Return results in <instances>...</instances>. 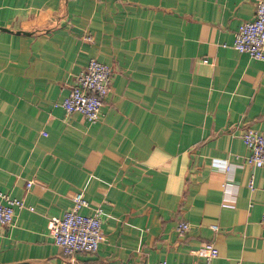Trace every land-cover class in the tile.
I'll return each mask as SVG.
<instances>
[{
	"label": "crops",
	"instance_id": "obj_1",
	"mask_svg": "<svg viewBox=\"0 0 264 264\" xmlns=\"http://www.w3.org/2000/svg\"><path fill=\"white\" fill-rule=\"evenodd\" d=\"M256 4L0 0V190L26 202L0 264H190L207 241L213 264H264V167L241 135L264 132V61L233 46ZM91 58L114 69L96 122L52 105ZM78 191L105 238L67 256L49 221Z\"/></svg>",
	"mask_w": 264,
	"mask_h": 264
},
{
	"label": "built area",
	"instance_id": "obj_2",
	"mask_svg": "<svg viewBox=\"0 0 264 264\" xmlns=\"http://www.w3.org/2000/svg\"><path fill=\"white\" fill-rule=\"evenodd\" d=\"M85 38L93 39L91 34ZM233 46L241 53L264 61V0H257L255 16L240 24ZM113 78L114 69L111 65L91 58L86 67L75 75V83L68 94L52 105L63 107L67 114L80 112L89 122H96L100 117L105 96L112 90ZM241 135L249 151L245 158L246 162L256 167H264V132L247 126ZM30 186L31 182L28 183V187ZM249 187L255 189L253 180H250ZM25 206L24 199L0 190V226L11 225L15 218V208ZM29 207L33 209V206ZM83 208H91V202L82 191H78L64 214L54 216L49 221V230L54 242L67 256L95 253L105 238L103 207L100 204L96 205L92 213L82 212ZM262 222L264 224V214ZM189 227L188 222L182 221L178 224L177 230L184 234ZM212 228L217 230L218 226L213 224ZM218 254L219 249L214 242H204L202 247L196 250V260L190 264H213V259ZM145 264L169 263L167 260H160Z\"/></svg>",
	"mask_w": 264,
	"mask_h": 264
},
{
	"label": "water",
	"instance_id": "obj_3",
	"mask_svg": "<svg viewBox=\"0 0 264 264\" xmlns=\"http://www.w3.org/2000/svg\"><path fill=\"white\" fill-rule=\"evenodd\" d=\"M15 264H30L29 262H20V263H15Z\"/></svg>",
	"mask_w": 264,
	"mask_h": 264
}]
</instances>
